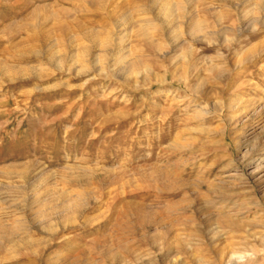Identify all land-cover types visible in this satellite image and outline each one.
Here are the masks:
<instances>
[{
    "label": "rangeland",
    "instance_id": "374dc122",
    "mask_svg": "<svg viewBox=\"0 0 264 264\" xmlns=\"http://www.w3.org/2000/svg\"><path fill=\"white\" fill-rule=\"evenodd\" d=\"M0 264H264V0H0Z\"/></svg>",
    "mask_w": 264,
    "mask_h": 264
}]
</instances>
